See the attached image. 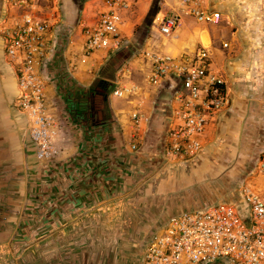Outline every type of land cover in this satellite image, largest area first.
Returning a JSON list of instances; mask_svg holds the SVG:
<instances>
[{
  "label": "crops",
  "instance_id": "obj_1",
  "mask_svg": "<svg viewBox=\"0 0 264 264\" xmlns=\"http://www.w3.org/2000/svg\"><path fill=\"white\" fill-rule=\"evenodd\" d=\"M151 1L142 0L136 6L137 13L125 11L123 14L122 33L133 43L138 42L139 48L175 54L191 53L200 43L211 46L208 35L201 33V29L200 40L192 38L191 42L181 37L185 24L171 36L161 35L158 22L167 11L158 9L156 16L145 18ZM209 2L222 13L225 21L237 28L230 34L233 47L238 43H253L256 57H264V0ZM177 7L176 4L174 9ZM103 8L101 2L97 11ZM63 12L66 17L62 23L71 29L70 42L67 37L56 51L46 79L47 94L64 120L54 145L59 155L51 162L36 159L35 145L27 137L26 121L15 108L16 74L0 36V264H51L57 259L76 262L77 247L84 243L78 236L88 230L92 219L104 214L110 204L104 202L109 199L113 186L121 181L126 167L133 173L142 171L148 141L165 138L167 116L160 106L167 93L148 83L149 65L132 52L117 70L114 85H136L138 92L129 98L109 95L108 110L113 122L108 129L112 136L119 137L116 148L100 147L93 153L85 148L84 129L71 119L66 100L59 92L60 78L66 75L83 87H91L111 53L99 49L88 63H81L82 26L93 23L95 18L81 22L79 10ZM4 13L5 3L0 0V18ZM47 15L55 19L52 14ZM135 110L141 114L137 126L131 118ZM135 133L139 143L133 151L129 145ZM143 184L144 180L140 179L133 189L144 187Z\"/></svg>",
  "mask_w": 264,
  "mask_h": 264
},
{
  "label": "built area",
  "instance_id": "obj_2",
  "mask_svg": "<svg viewBox=\"0 0 264 264\" xmlns=\"http://www.w3.org/2000/svg\"><path fill=\"white\" fill-rule=\"evenodd\" d=\"M42 1L46 0H4L0 36L16 74L15 108L26 121L36 159L43 163L58 157L54 145L64 121L47 94L46 79L56 51L67 37L70 42L71 29L59 19L43 15ZM209 1L176 0L177 9L167 11L158 22L160 34L172 35L186 15L198 23L218 24L222 13ZM101 2L104 8L95 21L82 26L81 63H88L99 49L115 53L132 44L122 33V24L123 14L133 2ZM223 46L229 44L224 42ZM133 52L149 65L148 83L167 93L160 106L167 116L163 158L170 163L193 158L202 150L209 126L231 107L227 75L215 65L210 46L202 43L191 53L171 54L149 47ZM137 92L136 85H114L110 95L129 98ZM131 118L137 126L141 114L132 111ZM138 143L135 133L130 149L137 150ZM258 171L264 176V156ZM141 264H264V187L242 183L236 202H218L169 215L150 235Z\"/></svg>",
  "mask_w": 264,
  "mask_h": 264
},
{
  "label": "rangeland",
  "instance_id": "obj_3",
  "mask_svg": "<svg viewBox=\"0 0 264 264\" xmlns=\"http://www.w3.org/2000/svg\"><path fill=\"white\" fill-rule=\"evenodd\" d=\"M131 1L129 13H137L136 6L142 0ZM176 4V0H152L145 18L156 16L158 9L170 11ZM41 5L43 15L52 14L61 22L66 17L63 11L79 10V21L83 22L97 18L101 0H46ZM226 22L222 16L218 24L198 23L186 15L181 23L185 24L181 37L188 41L200 40V29L208 35L214 63L227 75L231 89V107L209 126L202 150L191 159L170 163L162 156L165 138L149 140L142 171L133 173L125 166L121 181L104 202H110L104 214L92 219L88 230L78 236L84 241L77 247L79 259L72 263L52 259L56 262L51 264H141L145 239L169 215L218 202H236L242 183L264 187V176L258 171L264 156V57H256L253 43H238L234 48L230 34L237 28L229 23L227 27ZM224 42L229 46L224 47ZM118 138H104L101 145L115 149ZM140 179L144 187L133 189Z\"/></svg>",
  "mask_w": 264,
  "mask_h": 264
},
{
  "label": "trees",
  "instance_id": "obj_4",
  "mask_svg": "<svg viewBox=\"0 0 264 264\" xmlns=\"http://www.w3.org/2000/svg\"><path fill=\"white\" fill-rule=\"evenodd\" d=\"M137 43L132 42L129 47L111 53L100 69L99 78L91 87H83L66 75L60 78L59 92L66 100L71 119L83 127L86 137L83 145L90 153L103 147L104 138L112 139L108 129L113 122L108 110L109 95L114 87L117 70L138 47ZM108 132L111 134L107 135Z\"/></svg>",
  "mask_w": 264,
  "mask_h": 264
},
{
  "label": "flooded vegetation",
  "instance_id": "obj_5",
  "mask_svg": "<svg viewBox=\"0 0 264 264\" xmlns=\"http://www.w3.org/2000/svg\"><path fill=\"white\" fill-rule=\"evenodd\" d=\"M147 241H148V238L145 239L142 250L145 248V246H146V244H147ZM143 251H144V250H143Z\"/></svg>",
  "mask_w": 264,
  "mask_h": 264
}]
</instances>
